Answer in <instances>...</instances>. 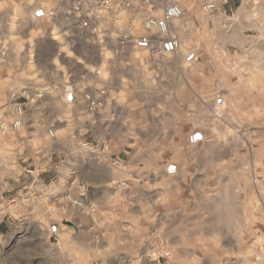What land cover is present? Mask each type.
Returning a JSON list of instances; mask_svg holds the SVG:
<instances>
[{
  "label": "rangeland",
  "instance_id": "rangeland-1",
  "mask_svg": "<svg viewBox=\"0 0 264 264\" xmlns=\"http://www.w3.org/2000/svg\"><path fill=\"white\" fill-rule=\"evenodd\" d=\"M224 2L0 0V264H264V0ZM173 4L181 53L136 48Z\"/></svg>",
  "mask_w": 264,
  "mask_h": 264
},
{
  "label": "built area",
  "instance_id": "built-area-1",
  "mask_svg": "<svg viewBox=\"0 0 264 264\" xmlns=\"http://www.w3.org/2000/svg\"><path fill=\"white\" fill-rule=\"evenodd\" d=\"M99 5L102 9H109L110 6H113L119 0H98ZM126 3V2H124ZM81 8V3L78 5ZM79 12V11H78ZM183 11L178 4H173L167 7L163 11L162 16L150 15L145 21V29L147 31H152L153 33L149 35H144L139 38H135V47L140 49H147L150 51H156L157 53L163 55H175L179 53V40L176 35L172 34L173 32L170 29V24L172 21L180 19L182 17ZM34 20H41L47 17V13L44 9H38L33 13ZM84 28L91 29L90 24L87 22L83 23ZM97 29H92L93 32H96ZM155 37V38H153ZM196 60V54L190 53L186 55L187 62H193ZM215 103L219 106H224L225 102L223 98H217ZM99 106V105H98ZM21 112V110H20ZM20 122L15 123V127L20 126ZM51 135H53L51 133ZM203 141V133L196 131L189 135L188 143L190 145H198ZM177 171L176 165H170L167 168V173L174 175ZM264 219V213L262 215Z\"/></svg>",
  "mask_w": 264,
  "mask_h": 264
},
{
  "label": "crops",
  "instance_id": "crops-1",
  "mask_svg": "<svg viewBox=\"0 0 264 264\" xmlns=\"http://www.w3.org/2000/svg\"><path fill=\"white\" fill-rule=\"evenodd\" d=\"M232 2V1H231ZM225 4H227V7H226V10H225V12L227 13V15H230V16H232V17H236V18H238V17H240V19L241 20H246V21H248L249 19H250V17H253V7H251L252 5H249V4H245V0H244V3H240L238 6H236L235 4H233V3H231L230 5H228L229 3H227V0H225V2H224ZM246 5V6H245ZM255 10H256V8H255ZM245 11V12H244ZM248 11V12H247ZM244 12V13H243ZM49 17H47V18H45V19H48ZM230 18V17H229ZM50 19V18H49ZM233 30L234 29H231V30H228V33H232L233 32ZM261 33V39L260 40H264V32L262 31V32H260ZM174 34V33H173ZM52 35V34H51ZM176 35V34H175ZM179 39V38H178ZM38 42H40V40H35V45L37 46L38 44ZM45 43H46V47L49 49V51H50V53H49V56H50V58H53L54 59V57L56 58V57H59L60 55H58L57 54V50L55 49V43H54V40H53V38H52V36H51V38H49V39H46L45 41H44ZM57 42V41H56ZM244 44H247V43H244ZM243 47L245 48V50L246 51H249L250 49H251V46H250V44L248 43L247 45H243ZM242 47V48H243ZM248 48H250V49H248ZM35 50H36V47H35ZM147 50V49H146ZM180 50H181V48H180ZM180 50H179V53H181L180 52ZM228 50L229 51H231V48L230 47H228ZM189 53V52H188ZM208 55H209V52H208ZM55 62V61H54ZM53 61L51 62V70H53V67L55 68V69H57L56 68V64L54 63ZM56 71V72H55ZM54 71V73L56 74H59V75H61V71H57V70H55ZM98 72V71H97ZM99 73H100V75H101V72L99 71ZM96 74V73H95ZM100 75H95L96 76V79L98 78L99 79V77H100ZM83 79V78H82ZM87 80H89V79H87ZM98 81V80H97ZM100 82H102L101 80H99L98 81V83H99V85H98V87H100V86H102L103 85V83H100ZM80 83L81 82H77V84L80 86ZM83 83H85V84H87L88 86H86V87H88V88H92L93 86H90L89 84H88V82L87 81H83ZM60 86H62L61 88H64V85L66 84L65 82H60V83H58ZM85 84H84V86H85ZM95 88H97V87H95ZM109 92H111V90H108ZM109 94L110 93H108V95H106V97H109ZM82 99H84V97L82 96V95H77L76 94V92H75V98H74V101H73V103H72V105H74V106H76L77 107V115H79V117H81L82 119H84L85 118V116L87 115L86 114V112L87 111H85L84 110V104H85V102H84V100H82ZM83 107V108H82ZM50 115H52V118L54 119L55 117L57 118V116H58V114H50ZM50 119H51V117H50Z\"/></svg>",
  "mask_w": 264,
  "mask_h": 264
},
{
  "label": "bare ground",
  "instance_id": "bare-ground-1",
  "mask_svg": "<svg viewBox=\"0 0 264 264\" xmlns=\"http://www.w3.org/2000/svg\"><path fill=\"white\" fill-rule=\"evenodd\" d=\"M29 6H27L26 7V11H29ZM32 9V8H31ZM183 11V13H184V10H182ZM152 15H157V16H162L163 15V12L162 11H159L158 12V14H152ZM150 16V15H149ZM181 19V18H180ZM180 19H177V20H174V21H172V23L170 24V29H171V31L173 30V28L175 29V30H181L180 29V27L178 26V24H176V22L177 21H179ZM36 21H40V20H36ZM30 23L32 24V23H34V21L31 19L30 20ZM175 24V25H174ZM29 26V25H28ZM144 29H145V27H144ZM138 31H141V29H140V27L138 28ZM143 31H145L146 32V34L145 35H151L153 32L152 31H147L146 29L145 30H143ZM153 38H155V37H153ZM180 41V40H179ZM180 43V42H179ZM140 49V48H139ZM179 49H180V45H179ZM154 53H156V51L154 52ZM165 61H167V60H165ZM185 62V61H184ZM52 137H54V135H51ZM176 142L178 143V144H180V145H185V139H184V135H182V134H180L178 137H177V139H176ZM208 142V139H207V136H206V133L204 132L203 133V141L201 142V143H199L198 144V146L201 144V145H204V144H206ZM197 147V145H192L191 147L189 146V147H187V150H189L190 151V153L192 152V153H195V154H198L199 153V150H198V152H196L197 151V149H195V147ZM199 154H201V153H199ZM160 169L161 170H163V168H162V164H160ZM167 172V171H166ZM180 174V169L179 168H177V171H176V173L174 174V176H177V175H179ZM166 175L167 176H170V174L169 173H166Z\"/></svg>",
  "mask_w": 264,
  "mask_h": 264
}]
</instances>
